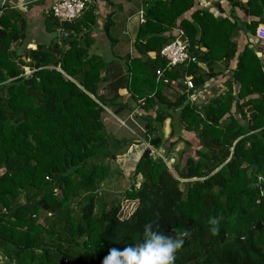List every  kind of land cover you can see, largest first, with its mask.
Instances as JSON below:
<instances>
[{
  "label": "trees",
  "instance_id": "16d2710c",
  "mask_svg": "<svg viewBox=\"0 0 264 264\" xmlns=\"http://www.w3.org/2000/svg\"><path fill=\"white\" fill-rule=\"evenodd\" d=\"M227 1L257 18L246 24L254 35L264 23V0ZM194 5L195 0H143L138 37L146 42L141 46L138 39L136 46L147 51L157 41L159 54L170 37L162 34L178 25L194 59L164 76H191L194 87L214 75L216 63L235 64L225 92L202 107L189 103L185 93L170 101L160 89L152 96L136 91L145 111L162 104L179 112L162 157L136 161L134 187L123 190L124 199L136 205L125 218L121 200L108 207L102 190L118 155L134 142L115 138L103 123L111 102L99 94L107 64L80 43V34L94 24L92 10L71 23L50 13L48 27L74 36L32 49L22 42L26 20L0 8V264H100L109 248L138 241L149 219H157L167 235L189 230L175 264H264V224L255 229L264 218V195L256 197L264 183V54L258 57L248 45L239 51L231 40L235 24L207 9L182 17ZM150 65L137 80L129 65L127 87L150 81V92L160 88L156 70L165 62L157 56ZM166 110L143 117V141L154 142ZM184 132L192 133L197 148L169 165L176 142L192 147ZM212 217L219 218L214 234L207 223Z\"/></svg>",
  "mask_w": 264,
  "mask_h": 264
},
{
  "label": "crops",
  "instance_id": "0c3cea01",
  "mask_svg": "<svg viewBox=\"0 0 264 264\" xmlns=\"http://www.w3.org/2000/svg\"><path fill=\"white\" fill-rule=\"evenodd\" d=\"M88 11L92 10L94 17V24H89L80 36V43L88 47L89 54H94L101 58L107 64L106 71H102L101 76H106L107 80L99 87V94L105 97V100L111 101L103 113V123L106 130L117 139L126 138L132 139L134 143L130 144L126 153L118 155L115 163H113V177L109 180L110 183L116 182L117 190L121 192L128 181L132 182V173L136 161L142 156L145 150L142 140L143 117L146 114H154L157 108H164L162 104L156 105L152 109L145 111L141 108L139 100H144L138 97V91L141 93H149L152 96L157 89H160L162 97L173 101L179 94L185 93L187 101L198 107L206 105L208 101L222 95L226 90V81L230 79L231 70L235 61H231L230 66L226 68L220 62L213 65L212 71L204 63H198L204 71L213 72L214 75L209 77L203 85L187 89L182 81L177 82L176 79H170V82H162L156 77V82L160 83V88H154L153 92L148 89L152 87V82L141 81L134 82L130 88L126 77L130 75L128 66L133 70V77L137 80L140 72L150 69L151 62L157 56L162 59L157 53V41L150 43L151 49L145 51L143 48H138L136 42L139 39V45L143 46L146 38H139V23L137 12L142 7L143 0H90ZM245 4L248 0H238ZM51 0H0V8L5 7L12 13L20 14L26 20V27L24 30L23 44L27 48H36L38 44H50L60 42L58 31L64 30L69 33L71 37L74 36L73 31H68L63 28H51L47 26L46 19L50 15L49 6ZM195 9H207L217 18H225L230 23L235 24L231 40L238 46L239 51L243 46L248 45L258 57L264 54V40H261L253 35L246 27V24L251 20H257L256 17L245 14L240 6H232L227 0H195V5L188 12L184 13L182 17H191ZM264 14V9H262ZM104 24H109L107 32ZM259 25H264L260 23ZM175 26L171 30L164 32L163 37L170 39L174 35ZM52 29V30H51ZM172 34V35H171ZM67 38V39H69ZM202 52L206 50L205 47L199 48ZM24 58V57H23ZM137 59L140 63L131 64V60ZM143 64H142V63ZM182 80V79H181ZM137 91V92H136ZM129 106V107H127ZM117 110V112H115ZM167 117L158 127V137L161 145L158 149L164 152L165 145L171 132V119L178 116L179 109L173 111L171 108L166 110ZM126 121L130 124L129 129L133 131L136 137L128 134H120L121 126L126 125ZM177 120H175V123ZM123 122V123H122ZM178 124V123H177ZM135 130V131H134ZM183 138L192 142V147L188 146L185 140H180L170 149L168 159H172L171 164H175L182 156L187 154H194L197 148V142L194 141L192 133L184 132ZM138 139L141 141L139 142ZM139 142V143H138ZM170 165V164H169ZM139 179L137 176V183Z\"/></svg>",
  "mask_w": 264,
  "mask_h": 264
},
{
  "label": "clouds",
  "instance_id": "9594fccd",
  "mask_svg": "<svg viewBox=\"0 0 264 264\" xmlns=\"http://www.w3.org/2000/svg\"><path fill=\"white\" fill-rule=\"evenodd\" d=\"M207 223L211 233L218 231V217L209 218ZM189 235L186 228L175 235H167L160 229L157 219H149L142 225V235L138 241L123 248H109L100 264H175L176 254Z\"/></svg>",
  "mask_w": 264,
  "mask_h": 264
},
{
  "label": "built area",
  "instance_id": "2783aa9c",
  "mask_svg": "<svg viewBox=\"0 0 264 264\" xmlns=\"http://www.w3.org/2000/svg\"><path fill=\"white\" fill-rule=\"evenodd\" d=\"M90 3V0H51L49 11L58 22L71 23L84 15L90 6ZM137 16L139 23L143 24L145 22V17L142 8L137 12ZM255 36L264 40V25L257 26ZM159 56L164 60L165 65L163 68L156 70V77L165 83L170 82L169 79L164 76L166 71H171L180 65H186L194 59L189 41L184 34L183 29L179 27L175 28L174 35H172L169 41L160 48ZM176 81H182L187 89L194 88V82L191 76H184L182 80L181 78H177ZM139 103L143 104L144 100H139ZM104 109L106 110L105 107ZM129 130L133 133L131 129ZM141 141L145 148H150L149 155L155 157L154 153L156 150L153 148L152 144L143 140ZM63 262H67V259H63Z\"/></svg>",
  "mask_w": 264,
  "mask_h": 264
},
{
  "label": "rangeland",
  "instance_id": "374dc122",
  "mask_svg": "<svg viewBox=\"0 0 264 264\" xmlns=\"http://www.w3.org/2000/svg\"><path fill=\"white\" fill-rule=\"evenodd\" d=\"M28 69H26L27 71ZM129 126L130 124L126 121V125L125 126H121V128H118L117 126V129H119L117 132L120 131V134H128L130 136H132L133 138L136 137L135 134H133L130 130H129ZM154 148V147H153ZM156 150V152L154 153V156H160L163 155V152L161 151V149H158V148H154ZM172 163V159L171 160H168V164H171ZM138 179L140 180V176L138 175ZM136 181V178L134 180V182ZM125 187L123 188V190L126 188V187H134L133 183L131 182V179H130V182L128 181L127 183H125ZM137 184H135L136 186ZM118 188H116V182L115 183H110L109 184V181L106 183V185L104 186V189L102 190V195L103 197L105 198V203L106 205L109 207L111 205V203H113V201L116 199V200H121V210H120V217L122 218H125L127 216H129L132 212V210L134 209L135 205H136V201L134 200H126L124 199L123 197V190L121 192H119L120 190H117ZM20 202H23V198L21 197L20 199ZM3 259L0 258V262L2 261Z\"/></svg>",
  "mask_w": 264,
  "mask_h": 264
},
{
  "label": "water",
  "instance_id": "95a60500",
  "mask_svg": "<svg viewBox=\"0 0 264 264\" xmlns=\"http://www.w3.org/2000/svg\"><path fill=\"white\" fill-rule=\"evenodd\" d=\"M70 36H71V35H70L69 33L65 32L64 30H59V31H58V37H59L60 39H67V38H69ZM158 142H159V137L157 136V137L155 138L154 142L152 143V146L155 147V146L157 145ZM149 153H150V148H148V147L145 148V150H144L143 153H142V157H143V158H147L148 155H149ZM168 166H169V165H168ZM261 194L264 195V183L262 184V192L259 193V194H257L256 197H257V198H260ZM263 224H264V218H263V220L257 222V224L255 225V229L259 230L260 227H261Z\"/></svg>",
  "mask_w": 264,
  "mask_h": 264
}]
</instances>
